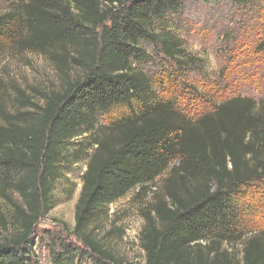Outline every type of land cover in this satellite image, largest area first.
<instances>
[{"label":"trees","instance_id":"1","mask_svg":"<svg viewBox=\"0 0 264 264\" xmlns=\"http://www.w3.org/2000/svg\"><path fill=\"white\" fill-rule=\"evenodd\" d=\"M184 1L26 0L0 14V52L6 41L44 54L63 74L66 55L84 69L41 105L18 89L11 110L0 109V202L9 208L0 210V264H37L36 224L55 204L64 165L82 155L74 224L44 238L49 264H128L102 244L94 224L110 203L167 169L168 203L156 205L157 224L146 218L138 237L144 264H264V229L240 227L243 212L254 213L259 200L264 206V99L232 96L191 118L155 96L156 84L164 86L139 68L152 59L142 47L151 42L161 63H173L160 72L167 81L192 63L164 24ZM257 49L264 51V38ZM123 109L130 113L110 125L116 148L74 141L90 135L99 116ZM176 178L190 186L179 192ZM9 226L13 232L2 235Z\"/></svg>","mask_w":264,"mask_h":264},{"label":"rangeland","instance_id":"2","mask_svg":"<svg viewBox=\"0 0 264 264\" xmlns=\"http://www.w3.org/2000/svg\"><path fill=\"white\" fill-rule=\"evenodd\" d=\"M25 2L0 0V14L22 7ZM16 13L20 15V12ZM164 24L179 40L185 56L190 57L192 63L186 67L180 66V74L170 78L169 82L160 72L167 67L171 69L173 63H161L160 56L155 55L158 51L153 53L155 46L152 42L143 44L142 47L152 59L139 64V68L164 86L162 89L156 84L155 96L171 99L191 118L212 110L215 103L232 96H246L256 101L264 99V51L257 49L264 38V0H185L182 8L171 12ZM6 44L3 41V50L0 52V109L7 112L11 110L18 89L32 96L33 103L41 105L44 95L61 94L67 82L81 79L84 75V69L73 63L71 55L65 56L63 74L44 54L20 51L16 46ZM159 77L167 82H160L162 79L158 80ZM127 113H130L128 109L113 110L108 115L99 116L91 134L77 137L74 141L85 147L96 139L116 148L119 135L111 130L110 125L116 116ZM94 148L95 145L88 149V153ZM86 163L87 157L82 155L77 162L64 165L63 175L55 182V204L37 222V236L33 237L37 264H49L44 238L60 231L62 225L71 229L74 224L75 203ZM176 163L177 156L170 165ZM168 171H163L143 186L130 189L110 203L94 224L95 235L102 244L115 257L128 264H144L139 233L146 218L157 224L156 205L168 203ZM174 181L179 192L183 187L190 186L191 182L185 178H176ZM255 205L254 213L241 214L240 227L245 231L264 229V213L261 212L263 202L259 200ZM0 210L3 214L9 213V208L2 202ZM13 230L10 226L1 228V234L12 233ZM240 248L241 243L232 246L234 261L240 260Z\"/></svg>","mask_w":264,"mask_h":264}]
</instances>
